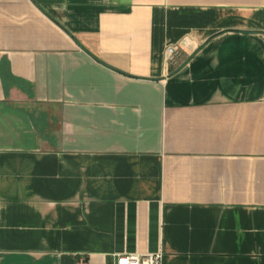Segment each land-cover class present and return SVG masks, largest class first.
<instances>
[{
  "label": "crops",
  "instance_id": "1",
  "mask_svg": "<svg viewBox=\"0 0 264 264\" xmlns=\"http://www.w3.org/2000/svg\"><path fill=\"white\" fill-rule=\"evenodd\" d=\"M159 252L264 264V0H0V264Z\"/></svg>",
  "mask_w": 264,
  "mask_h": 264
},
{
  "label": "built area",
  "instance_id": "2",
  "mask_svg": "<svg viewBox=\"0 0 264 264\" xmlns=\"http://www.w3.org/2000/svg\"><path fill=\"white\" fill-rule=\"evenodd\" d=\"M165 60L168 65L178 67L183 61V52L177 45L167 46L165 48ZM162 253L156 254H130L118 256L115 264H162ZM75 264H88L84 256H80Z\"/></svg>",
  "mask_w": 264,
  "mask_h": 264
}]
</instances>
